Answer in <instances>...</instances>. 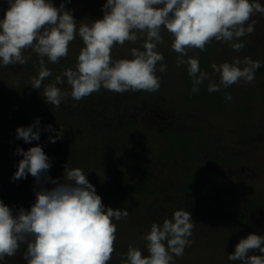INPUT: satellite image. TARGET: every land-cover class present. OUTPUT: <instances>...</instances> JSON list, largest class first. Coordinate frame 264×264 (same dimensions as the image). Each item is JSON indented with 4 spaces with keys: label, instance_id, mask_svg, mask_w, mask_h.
Returning <instances> with one entry per match:
<instances>
[{
    "label": "rangeland",
    "instance_id": "1",
    "mask_svg": "<svg viewBox=\"0 0 264 264\" xmlns=\"http://www.w3.org/2000/svg\"><path fill=\"white\" fill-rule=\"evenodd\" d=\"M62 2L64 0H52L56 7ZM258 2L264 5V0ZM6 3L7 0H0V18H3ZM105 3L106 0H71L65 7L72 11L79 24L102 19ZM252 19L257 21L255 31L243 38L248 48L235 52L228 44L213 40L206 51L192 49L188 56H198L200 61L205 59L206 64L200 62V67L209 73L211 64L231 62L233 58L247 56L254 61H264V15L257 14ZM162 35L165 43L158 47L168 71L166 74L157 72L162 76L161 86L152 93L117 94L101 88L79 102L68 98L55 109L45 102L43 86L41 89L31 86V77L38 75L39 69L35 53L24 65L0 67V152L9 146L26 151L39 144L50 158V171L56 179L63 178L65 165L80 168L106 207L129 212L126 219L114 221L117 239L108 264H122L120 254L126 253L130 244L147 255L142 236L150 231L152 223L162 224L165 218L170 219L181 209L190 212L195 228L190 238L193 243L182 257L175 258L176 264H240V261L228 260L239 241L251 233L264 236V206L254 209L250 205L264 198V73L256 70L251 84L241 82L223 89L231 94L232 100L227 101L224 96L221 109L208 110L202 101L189 102L183 98L189 90L184 76L187 65L176 67L178 54L171 49L167 31ZM141 43L126 42L123 47L116 46L112 56L131 59L129 50ZM83 46L77 35L70 42L67 58L58 64L47 63L45 58L52 76L44 84L53 82L56 75L73 67ZM212 79L218 83L219 77ZM58 87L70 90L66 81ZM207 87L208 83L191 95L215 98L223 95L220 91L209 93ZM37 117L40 129L44 123H50L54 134L62 130V137L72 140L74 151L57 153L56 144L41 135L39 141L31 144L17 140L16 128L33 124ZM170 127L195 131V141L189 152L161 161L156 154L169 141L162 132ZM190 152L194 158L185 160ZM154 159L158 164L150 170L149 186L155 192L137 198L107 195L106 187L113 178L141 173L140 164L154 162ZM18 162L0 157V200L11 207L14 214L20 208L25 209L28 203L31 189L27 185H37L31 175L13 181ZM189 183L198 190L185 191L183 187ZM240 217L243 220H239ZM25 250L26 245H21L15 256L6 258V264H27L23 258ZM249 255L264 254L255 250Z\"/></svg>",
    "mask_w": 264,
    "mask_h": 264
},
{
    "label": "clouds",
    "instance_id": "2",
    "mask_svg": "<svg viewBox=\"0 0 264 264\" xmlns=\"http://www.w3.org/2000/svg\"><path fill=\"white\" fill-rule=\"evenodd\" d=\"M64 0L56 7L52 0H7L8 7L0 18V67L24 65L35 53L38 75L31 77L33 89H41L47 104L59 109L68 98L79 102L101 88L117 94L145 91L152 93L161 86L167 65L159 45L165 43L163 31L172 41L171 49L178 54L176 67L187 65L191 79V93L209 81L207 91L219 92L234 84H251L261 61L245 56L231 62L211 64L212 72L202 70L198 56H188L189 50L206 51L213 40L228 44L241 52L243 38L255 31L257 14L264 15V5L258 0H106L103 18L77 24ZM82 40L73 67L56 75L53 82L44 84L52 76L47 63L58 64L67 58L70 42ZM136 44L129 58H114L112 51L125 43ZM28 55H25V53ZM187 57V59H185ZM219 77L218 83L212 79ZM65 81L69 91L58 85ZM225 100L231 101L230 93ZM40 118L27 127H17L15 138L31 144L40 140ZM45 131H55L47 125ZM63 136L60 130L49 142ZM21 156L13 181L31 175L37 184L35 202L30 210L13 209L0 200V262L16 255L26 245L23 258L27 264H108L115 252L117 224L129 212L106 207L95 187L80 168L65 165L63 178L48 175L50 158L37 144L26 151L17 148ZM54 185L51 189L45 184ZM195 224L190 212L176 210L172 217L151 224L142 236L147 255L142 249L128 246L122 253V264H176L193 240ZM259 250L264 254V236L251 233L241 239L229 261L240 264H264V255H249Z\"/></svg>",
    "mask_w": 264,
    "mask_h": 264
},
{
    "label": "trees",
    "instance_id": "3",
    "mask_svg": "<svg viewBox=\"0 0 264 264\" xmlns=\"http://www.w3.org/2000/svg\"><path fill=\"white\" fill-rule=\"evenodd\" d=\"M8 7V3H6V9ZM5 9V10H6ZM3 9V13L5 12ZM245 47L248 48V45H245ZM200 62L202 64L205 63V59H202ZM259 72L264 73V61L261 62V67L258 69ZM185 82L189 86V90L184 93L183 98L189 102H194V101H202L207 104V109L208 110H219L222 108V101L224 98L225 90H221V94L223 93L222 96H219L215 98L213 95L211 97H205V95L200 94V96H192L191 95V87H192V82L190 77L188 76V73L185 75ZM209 83V81L205 80V82L200 86V89L202 86L205 84ZM215 102H214V98ZM214 102V103H213ZM24 113H26L24 111ZM28 114V113H27ZM137 122V121H135ZM47 125H51L50 123H44L43 128H41V137L49 139V137H54L56 133L54 134L53 132H48L45 131V127ZM154 130L153 132H155ZM163 135L167 136L169 138V141L166 142L167 144L160 148V151L157 155V159L161 161H168L173 158H175L180 152H189L190 147L194 143V138H193V132L186 130V129H165L162 132ZM56 147L55 151L57 153H72L74 151L73 143L72 140L69 137H62L61 139H58L56 142ZM16 147L9 146L5 148L4 152H0V157L1 158H8V159H13V160H20L22 159L21 156H18L15 154ZM194 158L191 155V152L188 153L185 156L186 159H192ZM158 162L156 159H154V162L151 163H141L140 166L142 168L141 173L134 174L129 177H115L112 179L111 183L107 185V195H126L128 198H137L139 195L146 194V193H153L155 192V189H152L149 186V181L151 180V175H150V170L153 166L157 165ZM48 175L56 179L54 175L52 174L51 171L48 172ZM113 185V186H111ZM31 189V198L30 201L27 205V210H30L31 205L35 202V191L36 189L39 188V185L31 184L27 185ZM44 187L51 189L54 187L53 184L47 183L44 185ZM185 191L189 190H198V187H196L193 183H189L183 187ZM110 193V194H109ZM252 208L258 209L260 206H264V198L255 200L250 203ZM239 220H243V218H239ZM232 221V220H231ZM19 264H26L24 262H21Z\"/></svg>",
    "mask_w": 264,
    "mask_h": 264
},
{
    "label": "flooded vegetation",
    "instance_id": "4",
    "mask_svg": "<svg viewBox=\"0 0 264 264\" xmlns=\"http://www.w3.org/2000/svg\"><path fill=\"white\" fill-rule=\"evenodd\" d=\"M169 129H176V130H178V129H186V130H189V131H192L193 132V138H194V141H195V136H196V132L195 131H193V130H191V129H187V128H174V127H170ZM171 160H173V159H171ZM168 161H170V160H168ZM36 190H38V189H36ZM31 193L29 194V200H28V203H29V201H30V198H31ZM28 203H27V205H28ZM27 205H26V207H25V209L27 210Z\"/></svg>",
    "mask_w": 264,
    "mask_h": 264
}]
</instances>
